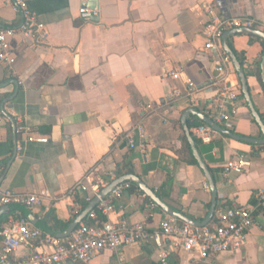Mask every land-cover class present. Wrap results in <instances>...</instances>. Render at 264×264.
<instances>
[{"label":"crops","instance_id":"0c3cea01","mask_svg":"<svg viewBox=\"0 0 264 264\" xmlns=\"http://www.w3.org/2000/svg\"><path fill=\"white\" fill-rule=\"evenodd\" d=\"M6 1L0 0V30L17 28L22 22ZM24 1L47 28L48 39L38 46L19 36L7 39L14 63L8 71L0 62V190L43 193L42 204L27 210L48 229L44 221L68 223L55 232L62 233L95 197L89 189H81L86 175L116 179L131 168V174L152 191L170 177L171 190L162 201L193 221H203L211 205L210 188L199 167L182 161L179 153L183 113L194 109L207 116L209 104L216 99L218 59L205 51L201 34L207 9L222 18L248 17L264 23V0ZM80 9L93 16L82 19ZM255 38L236 34L227 44L245 73L252 106L264 124L260 68L264 46ZM172 71L181 72L179 79L168 76ZM186 79L200 90L195 106L169 97L173 89L185 92ZM229 80L239 84L234 67ZM239 91L235 118L227 125H217L239 137L260 140L262 133L240 84ZM16 117L31 129L34 141H25L26 136L15 131ZM138 130L144 132L145 146L130 149L125 136L132 133L138 142ZM201 145L200 156L211 170L216 191V207L208 224L214 222L219 208L251 205L255 224L238 250L208 261L193 253L174 252L168 257L169 264H264V145L217 132L209 144ZM17 146L22 148L19 153ZM229 162L245 165L235 173L228 169ZM147 205L144 195L126 188L109 218L129 225L146 223L152 232L165 214L156 207L147 218ZM24 209L3 206L0 215L8 214V222L24 218ZM84 220L93 224L88 214L79 224ZM29 253V248L22 247L15 256L23 258ZM118 254L126 264H158L150 238ZM117 263L114 253L103 251L90 264ZM61 264L83 263L69 260Z\"/></svg>","mask_w":264,"mask_h":264},{"label":"built area","instance_id":"2783aa9c","mask_svg":"<svg viewBox=\"0 0 264 264\" xmlns=\"http://www.w3.org/2000/svg\"><path fill=\"white\" fill-rule=\"evenodd\" d=\"M12 11L22 18L17 28L0 30V62L8 71H11L14 59L9 51L8 38L19 36L32 46L45 44L48 39L47 28L37 20L28 10L24 0H7ZM207 22L201 31L204 39V49L210 55L218 59L216 72L219 79L214 84L216 99L208 106L207 116L214 123L227 125L236 116L240 101L239 84L231 81L233 65L222 48V37L225 32L235 29H253L264 31V23L248 17L222 18L211 9H207ZM82 19H89L93 13L84 9L79 10ZM246 64V63H245ZM180 71H172L168 76L177 80ZM186 90L182 93L179 89H173L169 97L172 100H184L188 105L195 106V96L200 91L188 79L185 80ZM14 125L18 134H24L25 141L32 142L35 139L29 135L30 128L22 123L20 117H16ZM138 142H135L132 133L125 138L130 149H143L144 132L136 131ZM192 136L201 144H209L214 132L207 125H199L192 129ZM45 141V140H43ZM19 153L22 148L17 146ZM245 164L229 162V170L240 173ZM86 175L81 184L82 191L89 189L95 196L105 188L112 180ZM127 185H120L112 190L105 198L98 201L97 205L88 213V219L93 224L81 223L64 239L51 237L26 219H12L3 225L0 231L1 250L0 264H61L72 260L83 264H90L92 260L103 251H109L117 256V264H126L118 254L124 247L150 238L157 251L158 264H169L168 257L171 253H193L203 261L216 258L226 252H232L242 248L246 242L249 230L255 224L254 207L245 208H219L216 210L214 222L204 227H194L179 222L175 218L164 215L157 230L149 232L146 223L129 225L125 222L115 223L109 216L114 212V202L119 200ZM45 195L17 194L10 190H0V208L9 205H18L26 209L38 207L42 204ZM156 206L153 203L147 205V218L153 216ZM26 247L30 253L23 258H16L15 253L19 248Z\"/></svg>","mask_w":264,"mask_h":264},{"label":"water","instance_id":"95a60500","mask_svg":"<svg viewBox=\"0 0 264 264\" xmlns=\"http://www.w3.org/2000/svg\"><path fill=\"white\" fill-rule=\"evenodd\" d=\"M247 34L253 37H257L263 40L264 42V31L260 30H253V29H235V30H230L224 33L222 37V48L226 52V54L229 56L232 65L237 73L239 84H240V89H241V95L247 105V107L250 109L252 117L256 123V125L259 127L261 133H262V139L260 140H254V139H249V138H242L237 135H234L230 133L228 130L220 127L216 123H214L211 119H209L207 116L204 114L197 112L194 109H188L183 113V116L181 118V126L183 129L184 137L189 145V149L191 151V154L193 158L195 159L197 166L203 173L206 182L210 188L211 191V205L209 208V212L207 217L201 221V222H196L193 221L186 216L182 215L181 213H178L171 209L168 205H166L157 195L154 191H152L150 188H148L139 178L134 176L133 174H126L122 175L120 177H117L113 181H111L105 188H103L97 196L94 197V199L89 203V205L86 207V209L81 213L79 216H77L66 228L65 231L62 233H53L51 232L48 228H46L40 221H38L36 218H34L27 209L23 210V217L34 227L37 229L41 230L43 233L54 237L58 239H63L67 238L73 230L79 225V223L82 221L86 215L94 209V207L97 205L98 201L105 198L112 190H114L116 187L122 185V184H133L145 197H147L151 203H153L156 207H158L161 211L164 212L165 215H168L172 218H175L176 220L186 223L188 225L194 226V227H204L206 226L210 220L212 219V216L214 214V210L216 207V191L214 187V180L209 172L205 162L203 161L202 157L200 156V153L198 151V148L196 146V143L194 141V137L192 136L188 125H187V118L188 117H195L199 121L203 122L205 125L210 127L214 132L220 133L224 136L230 137L234 140L241 141L244 143L252 144V145H264V124L262 123L260 117L258 114L255 112L254 107L252 106L251 100H250V95L248 92V87L246 83V76L245 73L237 60L236 56L232 52V50L229 48L227 44V40L229 37L234 36L236 34ZM260 68H261V80L264 85V47H263V52L261 56V61H260Z\"/></svg>","mask_w":264,"mask_h":264},{"label":"trees","instance_id":"16d2710c","mask_svg":"<svg viewBox=\"0 0 264 264\" xmlns=\"http://www.w3.org/2000/svg\"><path fill=\"white\" fill-rule=\"evenodd\" d=\"M255 39H257V40H259L260 41V43L262 44V46H264V42H263V40H261L260 38H255ZM255 72H257V76L259 77V72H258V67L256 68V70H255ZM187 125H188V128H189V130H191L192 128H194V127H196V126H199V125H205L203 122H201V121H199L197 118H193L192 119V122L190 121H188L187 122ZM181 141H182V150H181V153H179V156H180V158L182 159V161H184V162H187V163H191V164H193V165H196L197 166V163H196V161H195V159L193 158V156H192V154H191V151H190V149H189V145H188V143H187V141H186V139H185V137L184 136H182V138H181ZM194 141H195V143H196V146H197V148H198V150H199V153L200 154H202L203 152H202V145H201V143H200V141L199 140H197V139H195L194 138ZM204 151H205V149H204ZM209 170V172L211 173V170L210 169H208ZM132 173V170H131V168H129V169H127V171L125 172V174H118V175H116V177H120V176H122V175H126V174H131ZM124 185H127L128 187V189H131V190H136V191H138L141 195H143L133 184H124ZM170 190H171V178L169 177V178H167V180L162 184V186H160L156 191H154L155 193H156V195L161 199V200H163V199H165L166 198V196L169 194V192H170ZM144 199H145V201H146V203H151V201L147 198V197H145L144 196ZM85 205L87 204V202L85 201V203H84ZM158 211L160 212V213H162L159 209H158ZM5 217H4V216ZM3 215H0V231H1V229H2V227H3V225H5L6 223H7V220H8V214H3ZM1 216H3V217H1ZM74 213L72 214V219L70 220V222L73 220V218H74ZM85 224H87L86 222H85V220L83 221ZM44 224L46 225V226H48L49 227V229H51L54 233L55 232H59V231H62L66 226H67V224L68 223H58L57 221L54 223V224H48V222L47 221H44ZM0 240H1V238H0Z\"/></svg>","mask_w":264,"mask_h":264}]
</instances>
